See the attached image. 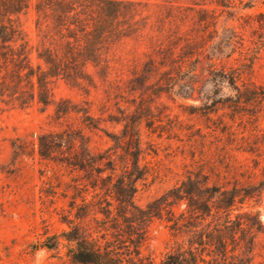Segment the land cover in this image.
<instances>
[{"label":"rangeland","instance_id":"1","mask_svg":"<svg viewBox=\"0 0 264 264\" xmlns=\"http://www.w3.org/2000/svg\"><path fill=\"white\" fill-rule=\"evenodd\" d=\"M224 1L226 7L216 0H124L123 34L107 53V76L90 68L92 85L53 83L55 102L90 106L100 129L87 127L74 112L58 118L55 103L43 109L0 102V264H80L67 256L65 241L56 250L40 246L68 228L62 216L72 185L83 180L66 165L41 159L38 136L83 128L97 152L115 149L110 135H121L124 121L134 120L147 171L135 202L146 207L189 172L209 175L211 184L249 189L233 215L254 225L248 264H264V0ZM36 2L29 0L20 14L32 44L38 40ZM253 85L260 96L247 101L241 92ZM109 114L125 120L112 122ZM17 139L26 154L14 155ZM176 240L170 223L154 217L141 247L144 263L158 264Z\"/></svg>","mask_w":264,"mask_h":264},{"label":"trees","instance_id":"2","mask_svg":"<svg viewBox=\"0 0 264 264\" xmlns=\"http://www.w3.org/2000/svg\"><path fill=\"white\" fill-rule=\"evenodd\" d=\"M216 1L227 6L224 0ZM124 5V0H37L38 40L32 44L20 20L29 0H0V102L19 107L40 104L43 109L55 103L58 118L74 112L81 114L87 127L100 129V119L91 114L90 106L69 99L55 102L53 83L63 79L72 85H92L90 68L107 76V53L123 34ZM259 89L247 87L241 97L252 101L260 96ZM108 120L125 119L109 114ZM124 122L121 135H110L115 149L97 152L83 128L38 136L36 151L41 159L66 165L83 180L82 186L72 185L62 216L68 228L40 246L56 250L65 241L67 256L80 264H145L141 247L150 221L158 217L170 223L177 238L176 248L158 264H248L256 245L249 230L254 225L233 212L252 191L211 184L209 175L189 172L146 207L139 206L135 202L138 181L147 171L140 164L137 120ZM13 153L26 154L25 142L15 140ZM182 204L185 208L177 211ZM260 228L259 223L257 231ZM240 241L244 243L241 257L237 254Z\"/></svg>","mask_w":264,"mask_h":264},{"label":"water","instance_id":"3","mask_svg":"<svg viewBox=\"0 0 264 264\" xmlns=\"http://www.w3.org/2000/svg\"><path fill=\"white\" fill-rule=\"evenodd\" d=\"M227 37V35H225L222 39H220L216 45V50L218 52H222L223 51V42L225 40V38Z\"/></svg>","mask_w":264,"mask_h":264}]
</instances>
